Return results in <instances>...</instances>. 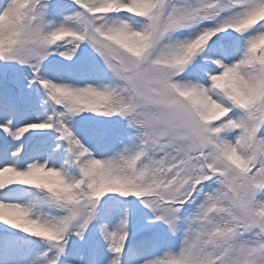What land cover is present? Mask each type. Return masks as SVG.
Here are the masks:
<instances>
[{
  "label": "snow or ice",
  "instance_id": "obj_1",
  "mask_svg": "<svg viewBox=\"0 0 264 264\" xmlns=\"http://www.w3.org/2000/svg\"><path fill=\"white\" fill-rule=\"evenodd\" d=\"M13 65L28 71L0 72V264H123L119 198L173 236L183 217L179 246L143 264H264V0H0Z\"/></svg>",
  "mask_w": 264,
  "mask_h": 264
},
{
  "label": "trees",
  "instance_id": "obj_2",
  "mask_svg": "<svg viewBox=\"0 0 264 264\" xmlns=\"http://www.w3.org/2000/svg\"><path fill=\"white\" fill-rule=\"evenodd\" d=\"M78 128L79 125L76 124ZM40 136V135H39ZM34 190V189H33ZM40 196V194L34 190V197L33 200ZM130 200L134 198H129ZM45 207L49 210L57 212L54 206H49L48 204L44 203ZM131 207V215L129 219V227L131 225H135L133 231H130V238L132 240L128 243L125 252L127 253V257H125L124 264H130L131 256H133L134 252L137 251L139 248L145 246L144 244H149L150 246L156 247V245H161L162 243H169L173 244L176 242L177 235H171L168 230L165 228V225L162 223L155 221L153 218V213L149 211V209L145 208L143 204L136 201L135 203L130 204ZM96 221H92L89 225L90 232H95ZM5 228V226L0 225V229ZM10 232L16 233L18 236L25 237L29 241H34L35 237H28L27 234L23 232H19L16 229H9ZM93 234V233H91ZM151 235L154 237V240L149 243H142L145 239L146 235ZM76 238L73 237L70 242H73Z\"/></svg>",
  "mask_w": 264,
  "mask_h": 264
},
{
  "label": "rangeland",
  "instance_id": "obj_3",
  "mask_svg": "<svg viewBox=\"0 0 264 264\" xmlns=\"http://www.w3.org/2000/svg\"><path fill=\"white\" fill-rule=\"evenodd\" d=\"M180 34V33H179ZM14 68H16V70H14ZM28 70L26 68H22L18 65H13L11 67H8V68H4L2 66H0V72L4 73V74H8V75H11V74H15V73H20V74H23L25 72H27ZM47 108H48V103H45V104H42L41 105V108L39 110H37V112L35 113V116L36 118L38 119H45L47 115H49L47 113ZM33 122H35V120H33ZM264 193V192H262ZM261 193V196L263 197L264 194ZM18 200L20 201H23L25 203L27 202H30L31 201V195L30 193L28 192H16L13 194ZM115 206L118 207V209L120 210V213L121 215L125 214L124 210V204L120 201V200H117V201H114L113 202ZM9 215H16V213H9ZM104 223L106 225H108V221L105 220ZM119 223V217L116 218V220L108 225L109 229H113L115 228ZM181 240V239H180ZM157 255H160L159 252H151L149 250H145L143 251L134 261V264H143V260L146 259V258H155V256ZM74 264H75V260H74Z\"/></svg>",
  "mask_w": 264,
  "mask_h": 264
}]
</instances>
